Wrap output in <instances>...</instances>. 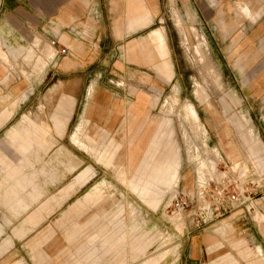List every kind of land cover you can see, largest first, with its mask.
Segmentation results:
<instances>
[{
  "label": "crops",
  "instance_id": "crops-1",
  "mask_svg": "<svg viewBox=\"0 0 264 264\" xmlns=\"http://www.w3.org/2000/svg\"><path fill=\"white\" fill-rule=\"evenodd\" d=\"M171 15L186 45L188 34L180 17L215 18L221 32L232 19V32L239 35L234 37L235 47L264 41V0H0V215L7 219L3 223L17 224L3 211L13 209L23 211L22 223L34 227L42 221V210L62 209L82 192L68 206L69 214L99 202L103 194L97 185L84 189L98 177L94 170L100 166L85 165L86 160L106 168L123 167L127 161L121 182L151 209L176 187L181 165L171 119L147 117L177 76L174 40L166 21ZM238 17L247 19L241 23ZM202 41L204 45L203 37ZM60 48L66 52L57 53ZM194 95L208 97L203 87L195 88ZM65 155L72 157L67 166ZM50 160L63 168L56 172L61 178L54 188L48 182ZM65 167L73 174L67 184ZM162 171L171 173L163 176ZM260 204L264 212V203ZM228 207L245 211L236 204ZM256 217L264 226V215ZM76 227L70 237L83 229ZM224 227L218 229L219 235L229 238L232 246L246 244L231 228L226 236ZM25 233L18 228L13 236L8 231L7 238L2 237L0 260ZM140 238L135 248L144 246ZM100 239L102 246L113 248V238ZM244 252L250 257L248 264H264L260 248L254 258L249 248ZM184 257L186 264L196 263L192 259L197 257L188 251ZM156 262L152 256L142 264Z\"/></svg>",
  "mask_w": 264,
  "mask_h": 264
},
{
  "label": "rangeland",
  "instance_id": "rangeland-1",
  "mask_svg": "<svg viewBox=\"0 0 264 264\" xmlns=\"http://www.w3.org/2000/svg\"><path fill=\"white\" fill-rule=\"evenodd\" d=\"M180 19L188 34L187 45L175 26V16L166 19L174 40L177 76L158 97L149 116L147 113L148 120L164 116L171 119L172 139L179 149L181 165L176 187L166 193L158 208L151 209L121 182L120 174L126 172L127 161L122 162L123 167L106 168L95 160H86L85 165L96 164L100 168L94 170L98 177L84 190L97 185L102 199L69 214L68 206L78 195L82 196V192L62 209L42 210L39 213L42 221L34 227L22 223L23 211L3 210L10 213L17 224L3 223L7 219L0 215V241L2 237L7 238L8 231L12 236L18 228L26 233L0 264H142L152 256L157 257L156 264H186L184 254L187 251L197 257L192 259L194 264H229L235 259H240L236 264H248L250 257L244 256L246 248L251 250V258L259 254L260 248L264 261V226L256 217L264 215L261 202L256 201L249 212L229 208L206 223L196 224L202 207H207L208 203L198 197V183L220 182L226 191L250 184L257 190L264 186V80L258 79L264 77V41L249 48L235 47L233 40L239 35L232 32L231 18H227L231 19V24L226 22L224 32L218 29L220 26L215 18ZM246 19L238 17L236 21L243 23ZM202 87L207 98L194 95L195 88ZM187 103L193 105L189 110L196 111V120L184 107ZM51 135L50 129L49 137ZM65 156L67 166L72 157ZM233 161H238V169H233ZM58 169L62 171V164L50 160V188L56 187V181L61 178L56 177ZM69 171L65 167V184L73 177ZM162 173L165 176L171 172ZM34 183L39 189L40 176L34 178ZM182 196H187L189 207L174 213L171 204ZM210 204L214 211L215 206ZM79 225L83 229L70 237ZM220 227H224L226 236L230 234L229 228L233 229L236 238L243 239L246 244L232 246L229 238L219 235ZM93 236L98 237L92 240ZM102 236L114 239L113 248L102 246ZM140 237H143L144 246L142 243L135 248Z\"/></svg>",
  "mask_w": 264,
  "mask_h": 264
},
{
  "label": "built area",
  "instance_id": "built-area-1",
  "mask_svg": "<svg viewBox=\"0 0 264 264\" xmlns=\"http://www.w3.org/2000/svg\"><path fill=\"white\" fill-rule=\"evenodd\" d=\"M52 46H56V42H51ZM66 49L60 48L57 50V53L64 54ZM198 197L204 200L207 203V207H202L201 212L199 213V219L196 221V224L206 223L207 220H211L212 216L222 212H226L229 209L230 204H236L238 206H243L247 212L252 209L256 201L264 203V186L259 190L255 187L254 184L240 186L233 188L230 191H226V188L221 185L220 182H200L198 184ZM189 201L187 196H182L174 200L171 204V210L174 213H179L182 210L189 207ZM213 203L214 211L210 209L211 204Z\"/></svg>",
  "mask_w": 264,
  "mask_h": 264
},
{
  "label": "bare ground",
  "instance_id": "bare-ground-1",
  "mask_svg": "<svg viewBox=\"0 0 264 264\" xmlns=\"http://www.w3.org/2000/svg\"><path fill=\"white\" fill-rule=\"evenodd\" d=\"M165 45V44H164ZM165 49V48H164ZM188 104V103H187ZM190 104V103H189ZM189 107H192L193 108V105H189ZM189 107H188V110H189ZM193 112V113H192ZM194 112H196V111H194V110H189V113H190V117H192V118H194L195 120H196V118H198V116L196 117V115L194 114ZM239 164H237V165H233V169H238L239 168ZM245 166V165H244ZM204 168V167H203ZM246 169V168H245ZM201 170V169H200ZM204 171V170H203ZM243 171H244V169H243ZM205 172V171H204ZM203 172V173H204ZM201 175H202V172L200 171L199 172ZM197 176H199V175H197ZM204 176V175H203ZM200 177H202V176H200ZM205 179V178H204ZM205 182V181H204ZM199 184V183H198ZM198 186V185H197Z\"/></svg>",
  "mask_w": 264,
  "mask_h": 264
}]
</instances>
